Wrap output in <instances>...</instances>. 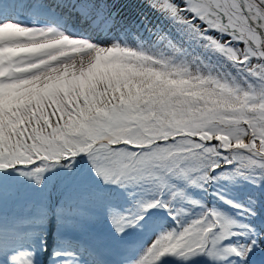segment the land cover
Here are the masks:
<instances>
[{
  "label": "snow or ice",
  "instance_id": "snow-or-ice-1",
  "mask_svg": "<svg viewBox=\"0 0 264 264\" xmlns=\"http://www.w3.org/2000/svg\"><path fill=\"white\" fill-rule=\"evenodd\" d=\"M0 264H264V0H0Z\"/></svg>",
  "mask_w": 264,
  "mask_h": 264
}]
</instances>
